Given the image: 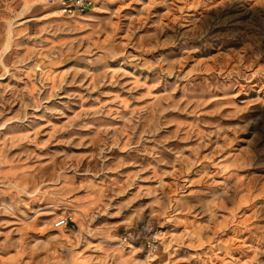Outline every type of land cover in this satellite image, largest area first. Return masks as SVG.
Wrapping results in <instances>:
<instances>
[{
    "label": "rangeland",
    "instance_id": "obj_1",
    "mask_svg": "<svg viewBox=\"0 0 264 264\" xmlns=\"http://www.w3.org/2000/svg\"><path fill=\"white\" fill-rule=\"evenodd\" d=\"M30 8L0 9V264H264V0Z\"/></svg>",
    "mask_w": 264,
    "mask_h": 264
},
{
    "label": "built area",
    "instance_id": "obj_2",
    "mask_svg": "<svg viewBox=\"0 0 264 264\" xmlns=\"http://www.w3.org/2000/svg\"><path fill=\"white\" fill-rule=\"evenodd\" d=\"M61 15L77 16L90 10L95 0H46ZM55 226L74 228V222L69 215L60 216L54 223Z\"/></svg>",
    "mask_w": 264,
    "mask_h": 264
},
{
    "label": "crops",
    "instance_id": "obj_3",
    "mask_svg": "<svg viewBox=\"0 0 264 264\" xmlns=\"http://www.w3.org/2000/svg\"><path fill=\"white\" fill-rule=\"evenodd\" d=\"M13 3H17L21 5L22 7L31 5L30 9L34 11H43L44 9L46 10V8H48V9H52L53 12H56L59 14V12L52 5H50L49 3H47L48 5L44 3V0H0V9L6 8V7L10 8V6Z\"/></svg>",
    "mask_w": 264,
    "mask_h": 264
},
{
    "label": "bare ground",
    "instance_id": "obj_4",
    "mask_svg": "<svg viewBox=\"0 0 264 264\" xmlns=\"http://www.w3.org/2000/svg\"><path fill=\"white\" fill-rule=\"evenodd\" d=\"M57 227L64 228V227H62V226H57Z\"/></svg>",
    "mask_w": 264,
    "mask_h": 264
}]
</instances>
